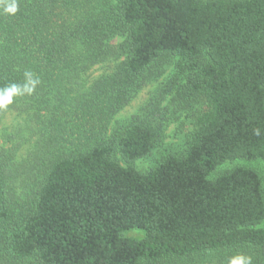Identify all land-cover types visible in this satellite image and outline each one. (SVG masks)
Segmentation results:
<instances>
[{"label":"trees","instance_id":"trees-1","mask_svg":"<svg viewBox=\"0 0 264 264\" xmlns=\"http://www.w3.org/2000/svg\"><path fill=\"white\" fill-rule=\"evenodd\" d=\"M7 89L0 264H264V0H0Z\"/></svg>","mask_w":264,"mask_h":264},{"label":"rangeland","instance_id":"rangeland-1","mask_svg":"<svg viewBox=\"0 0 264 264\" xmlns=\"http://www.w3.org/2000/svg\"><path fill=\"white\" fill-rule=\"evenodd\" d=\"M172 68V67H171ZM171 68H167L165 74L160 77L157 81L153 82L152 84H148L147 86L143 87L137 96L130 102V104L124 108L116 117L117 120L126 119L134 114H137L139 110L145 105L147 100L149 99L150 95L153 93L154 89L158 86V84L165 83L173 77V72ZM184 116L180 117L177 124L170 125L165 131V138L163 143L154 151V153L143 160H139L134 163V167L139 170H148L151 168L155 161L160 157L161 154H164L168 150L173 148H178L181 142V132L183 131V121ZM21 122L20 118L15 114H8L0 118V146L5 144L4 147H10V143L19 142V123ZM5 136L10 137V141L6 144L5 143ZM19 144V143H18ZM28 145H22L18 151V158L17 161L21 159L22 156H25V152L27 151ZM248 167L254 169L260 176L262 182V189L264 195V161H234V162H227L221 167H219L216 172L212 175V178L226 172L234 167ZM261 228L264 229V222L261 225ZM139 236L140 233L137 231L127 232L125 236Z\"/></svg>","mask_w":264,"mask_h":264},{"label":"clouds","instance_id":"clouds-1","mask_svg":"<svg viewBox=\"0 0 264 264\" xmlns=\"http://www.w3.org/2000/svg\"><path fill=\"white\" fill-rule=\"evenodd\" d=\"M17 11V5L13 4L12 6H10L7 9V12L9 13H15ZM16 86L14 85L13 88H15ZM6 92L8 93V99L6 102H2L0 101V110H3L7 107L8 104L12 103V99H11V95H12V89H7ZM256 134H259L258 131Z\"/></svg>","mask_w":264,"mask_h":264}]
</instances>
